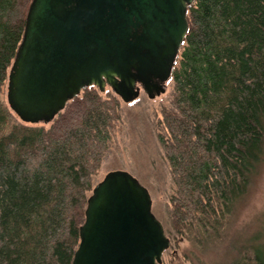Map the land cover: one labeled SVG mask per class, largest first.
Masks as SVG:
<instances>
[{"label":"trees","instance_id":"16d2710c","mask_svg":"<svg viewBox=\"0 0 264 264\" xmlns=\"http://www.w3.org/2000/svg\"><path fill=\"white\" fill-rule=\"evenodd\" d=\"M32 1L0 0V264H72L123 101L90 86L48 125L19 120L3 90ZM187 20L157 136L173 184L158 219L166 252L186 241L203 264L264 164V0H195ZM229 250L230 264H264V232Z\"/></svg>","mask_w":264,"mask_h":264},{"label":"water","instance_id":"95a60500","mask_svg":"<svg viewBox=\"0 0 264 264\" xmlns=\"http://www.w3.org/2000/svg\"><path fill=\"white\" fill-rule=\"evenodd\" d=\"M195 0H33L9 70L7 104L27 125H48L81 91L107 87L125 104L166 85ZM170 248L149 190L110 171L88 199L72 264H161Z\"/></svg>","mask_w":264,"mask_h":264},{"label":"rangeland","instance_id":"374dc122","mask_svg":"<svg viewBox=\"0 0 264 264\" xmlns=\"http://www.w3.org/2000/svg\"><path fill=\"white\" fill-rule=\"evenodd\" d=\"M7 85L8 80L3 90L5 101ZM172 88L173 84L169 81L166 93L155 99H149L142 92L136 101L122 103L120 122L101 168L94 178L96 185L110 171L129 172L149 190L153 200V212L159 219L166 216L170 197L173 195L170 168L157 138L163 108L169 106ZM106 90L111 91L110 87ZM261 231L264 232V164L247 198L240 204L228 240L200 259L203 264H230L234 252L229 250V245L247 241ZM188 248L186 241L177 246L173 245L170 251L164 253L161 264H195L184 256Z\"/></svg>","mask_w":264,"mask_h":264},{"label":"bare ground","instance_id":"6f19581e","mask_svg":"<svg viewBox=\"0 0 264 264\" xmlns=\"http://www.w3.org/2000/svg\"><path fill=\"white\" fill-rule=\"evenodd\" d=\"M91 195V194H90Z\"/></svg>","mask_w":264,"mask_h":264}]
</instances>
